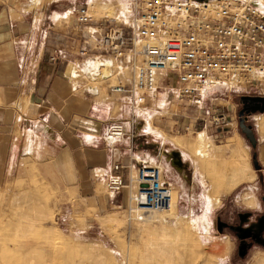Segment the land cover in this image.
<instances>
[{"label":"rangeland","instance_id":"rangeland-1","mask_svg":"<svg viewBox=\"0 0 264 264\" xmlns=\"http://www.w3.org/2000/svg\"><path fill=\"white\" fill-rule=\"evenodd\" d=\"M32 1L0 0V4L16 15L41 11L48 3H52L50 11L57 12L89 8L93 24L86 29L79 27L72 40H58V47L66 53L62 61L67 62L83 61L80 50L85 46L84 29L92 33L100 22L105 25L112 21L130 31L137 18L131 0H39L43 3L36 7L30 6ZM99 8L102 12L97 15L95 10ZM61 16L58 15L60 29L65 23L71 28L76 26L71 23V14L66 20ZM98 38L99 34H94L92 41ZM125 63L114 62L113 67L121 69V74L114 73L111 84L130 79ZM75 70L74 66L72 73L77 80ZM175 80L172 74L166 76L165 86L170 88L167 84ZM95 86L100 95L87 94L102 105L103 118L131 122L125 96L113 95L106 83L88 79L81 88L88 91ZM236 88L238 91L226 93L232 96L233 106L216 113L227 115L220 128H211L209 133L204 129L194 134L182 132L170 137L174 145L171 140H160L159 119L150 120L152 124L146 126L142 110L136 114L134 131L130 132L135 137L136 151L144 153L143 160L148 161L145 165L162 170L169 165V176L177 177L174 182L178 185L174 193L177 206L174 203L172 213L158 214L165 219L161 222L148 219L150 226L158 230L151 235L144 232L150 213L143 221L129 218V190L111 195L104 180L93 183L86 191H79L73 181L58 189L44 181L28 159L17 160L10 176L13 179L0 182V264H264V125H260L264 117V85ZM200 134L207 137L204 151L196 147ZM130 135L127 132L124 139ZM180 140L187 142L186 147L178 146ZM239 145L248 154L252 178L227 191L226 175L221 174L220 166L224 160H235L233 150ZM260 149L262 164L257 160ZM174 158L182 159L184 168L175 166ZM136 171L133 169L134 176ZM178 192L193 201V212L188 211L186 199L178 202ZM180 220L191 233L163 243L157 236L161 228L167 227L173 233Z\"/></svg>","mask_w":264,"mask_h":264},{"label":"crops","instance_id":"crops-1","mask_svg":"<svg viewBox=\"0 0 264 264\" xmlns=\"http://www.w3.org/2000/svg\"><path fill=\"white\" fill-rule=\"evenodd\" d=\"M51 4L38 12L17 15L0 4V182L13 179L10 176L16 161L22 159L32 162L41 178L58 189L73 181L79 191H86L93 183L115 174L128 179L129 168L137 169L148 162L143 160L142 151H136L135 137L130 135L138 111L133 113L125 97L128 119L132 116L131 122L125 124L130 137L107 144L105 131L114 121L103 118L102 105L81 88L84 80L73 77L72 69L79 63L50 60L59 39L72 40L79 32L80 7L57 12L50 11ZM57 14L65 20L71 14V23L78 26L71 28L65 23L60 29ZM166 76L160 75L161 90L141 107L146 126L150 120L159 119L157 132L163 143L172 142L170 137L182 132L194 134L204 129L209 133L211 128L221 127L227 115L216 113L233 106L232 96L226 94L230 90L210 88L197 106L180 101L176 95L179 83L175 80L167 84L168 88ZM257 160L262 164L261 149ZM180 162L184 168L182 159ZM116 165L124 168L116 172ZM168 167L164 165V178L176 191L177 177L169 176ZM180 194L178 202L186 199L188 211L193 212V201Z\"/></svg>","mask_w":264,"mask_h":264},{"label":"built area","instance_id":"built-area-1","mask_svg":"<svg viewBox=\"0 0 264 264\" xmlns=\"http://www.w3.org/2000/svg\"><path fill=\"white\" fill-rule=\"evenodd\" d=\"M131 6L137 18L130 31L112 21L100 22L92 33L84 31L94 19L88 7L78 9L85 46L80 50L84 58L75 75L84 81L106 83L111 94L129 99L133 113L156 96L164 73L172 74L179 83L178 99L197 106L210 88L238 91L237 86L264 85V0H131ZM94 34L99 38L93 42ZM96 58L126 62L123 67L129 70L130 79L111 84L114 73L121 70L115 67L110 77L91 78L84 66ZM65 59L60 47L50 56L52 62ZM127 132L125 123L112 122L104 139L114 145ZM123 168L116 165L114 170ZM136 170L134 176L128 169V179L119 174L110 176L106 191L120 195L129 190L127 212L131 220L142 221L150 212L169 211L174 189L165 181L164 171L145 164Z\"/></svg>","mask_w":264,"mask_h":264},{"label":"bare ground","instance_id":"bare-ground-1","mask_svg":"<svg viewBox=\"0 0 264 264\" xmlns=\"http://www.w3.org/2000/svg\"><path fill=\"white\" fill-rule=\"evenodd\" d=\"M47 1L51 2L54 0H47ZM42 3H43V1L39 2V0H33L32 4L30 6L36 7V6L41 5ZM95 11H96L97 15H99L102 12V8L96 9ZM140 44L142 45L143 42ZM102 66H104V67L102 68ZM113 66H114V60H112V59H105V58L97 59L96 58V60H88L87 62H85L84 71L87 73L88 76H90L93 79H104L105 77H110L112 75L111 69ZM88 91H91L95 95H100V92H101L97 86L89 87ZM260 125H264V117H262L260 119ZM206 141H207L206 135L200 134L198 137V142L196 144L197 149H199L200 151H204V149L206 148ZM186 145H187V142H185L184 140L179 141V145H178L179 147L180 146H181V148L186 147ZM233 155H234V159H235L234 161L228 162L227 160H224V161H222L221 166H220V171L222 172L221 174L226 175V176L224 175L225 176L224 179L226 180V190L227 191L231 190L233 187L238 185L242 180L252 178L251 177L252 175L251 176L249 175L250 164H249V160H248V154H247L245 148H243L241 145L237 146L233 150ZM174 193H175V191H174ZM174 193H173V202L171 205V209L169 211H166V212H158V211L150 212V215L147 216L148 218H147L146 222L144 223V232L147 235H149V234L151 235L152 233H154V231H158L156 228H152L150 226L151 222L148 220L149 218H153V221L158 220L161 222L162 220H165V219L160 218L158 216V214L168 215V214L172 213V211L174 209V203H175ZM207 201H208L209 207H211L212 201L209 198L207 199ZM140 215H141V213L137 214L138 217ZM205 218L207 220V217H205ZM143 220H145V219L142 218V221ZM205 225H206V223H205ZM207 228L205 227V230L209 231ZM189 230H190V228L186 224L183 223V220H180L178 226L176 227L175 232L173 231V233H171V232H169L167 227H163V228H161L159 235L156 234L158 232H156L155 234L157 236L161 237L160 239H162L163 243H167L169 240L174 239L176 237L188 236L191 233ZM49 233H51V232H49ZM47 238L49 239L51 237L46 236V239Z\"/></svg>","mask_w":264,"mask_h":264},{"label":"water","instance_id":"water-1","mask_svg":"<svg viewBox=\"0 0 264 264\" xmlns=\"http://www.w3.org/2000/svg\"><path fill=\"white\" fill-rule=\"evenodd\" d=\"M176 159L179 161V163L176 162ZM173 164L178 168H182V163L180 162V158H174Z\"/></svg>","mask_w":264,"mask_h":264}]
</instances>
